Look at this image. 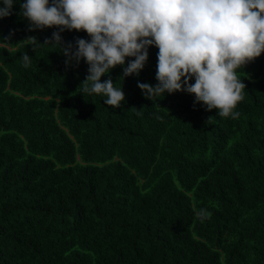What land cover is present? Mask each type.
I'll list each match as a JSON object with an SVG mask.
<instances>
[{
  "label": "trees",
  "instance_id": "16d2710c",
  "mask_svg": "<svg viewBox=\"0 0 264 264\" xmlns=\"http://www.w3.org/2000/svg\"><path fill=\"white\" fill-rule=\"evenodd\" d=\"M20 2L0 19V37L14 30L0 48V264H264V53L237 70L238 119L187 92L146 99L155 46L139 76L101 77L125 93L113 108L81 94L83 60L25 46L57 29L28 31Z\"/></svg>",
  "mask_w": 264,
  "mask_h": 264
},
{
  "label": "clouds",
  "instance_id": "9594fccd",
  "mask_svg": "<svg viewBox=\"0 0 264 264\" xmlns=\"http://www.w3.org/2000/svg\"><path fill=\"white\" fill-rule=\"evenodd\" d=\"M16 2L2 0L0 19L13 14ZM18 15L28 21V31L55 27L43 43L35 36L22 41L33 51L58 46L66 67L83 60L88 68L81 94L103 95L113 108L121 107L125 93L110 76L103 82L101 77L117 66H123V78L139 76L155 46L157 83L137 81L146 99L156 103L166 93L187 92L194 95V108L202 104L222 118L238 119L235 109L247 86L237 70L264 53V0H23ZM66 30L84 31L90 39L65 42ZM13 34L0 37V48L10 50ZM21 59L31 67L27 52ZM195 216L201 222L211 218L206 208Z\"/></svg>",
  "mask_w": 264,
  "mask_h": 264
}]
</instances>
